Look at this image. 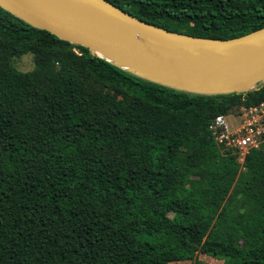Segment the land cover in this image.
<instances>
[{
    "label": "trees",
    "instance_id": "trees-1",
    "mask_svg": "<svg viewBox=\"0 0 264 264\" xmlns=\"http://www.w3.org/2000/svg\"><path fill=\"white\" fill-rule=\"evenodd\" d=\"M106 1L195 37L264 27V0ZM262 102L151 83L0 7V264H264V142L240 164L209 130Z\"/></svg>",
    "mask_w": 264,
    "mask_h": 264
},
{
    "label": "water",
    "instance_id": "water-1",
    "mask_svg": "<svg viewBox=\"0 0 264 264\" xmlns=\"http://www.w3.org/2000/svg\"><path fill=\"white\" fill-rule=\"evenodd\" d=\"M30 26L140 79L189 94H244L264 83V27L232 39L143 21L106 0H0Z\"/></svg>",
    "mask_w": 264,
    "mask_h": 264
},
{
    "label": "built area",
    "instance_id": "built-area-1",
    "mask_svg": "<svg viewBox=\"0 0 264 264\" xmlns=\"http://www.w3.org/2000/svg\"><path fill=\"white\" fill-rule=\"evenodd\" d=\"M241 115H232L238 122L233 131L229 130L225 115L216 116L209 126L214 141L237 155L238 162L252 149L264 142V102L257 106H241ZM240 158V161H239Z\"/></svg>",
    "mask_w": 264,
    "mask_h": 264
},
{
    "label": "rangeland",
    "instance_id": "rangeland-1",
    "mask_svg": "<svg viewBox=\"0 0 264 264\" xmlns=\"http://www.w3.org/2000/svg\"><path fill=\"white\" fill-rule=\"evenodd\" d=\"M13 66L20 72H29L34 68L33 58L31 55L22 56L21 58L14 60ZM234 110L235 111L229 114V117L226 118V123L228 124L230 131H233L238 126V122L235 121L236 119L233 118L232 115L234 114L238 116L241 115L240 107ZM244 159L242 163L241 162L239 163L243 164ZM239 161H240V158H239ZM175 264H222V261L220 260L216 261L215 259L208 257L204 254H198L193 261H186L183 263H175Z\"/></svg>",
    "mask_w": 264,
    "mask_h": 264
},
{
    "label": "crops",
    "instance_id": "crops-1",
    "mask_svg": "<svg viewBox=\"0 0 264 264\" xmlns=\"http://www.w3.org/2000/svg\"><path fill=\"white\" fill-rule=\"evenodd\" d=\"M217 261V260H216ZM183 262H186V261H182V262H178V263H183Z\"/></svg>",
    "mask_w": 264,
    "mask_h": 264
}]
</instances>
